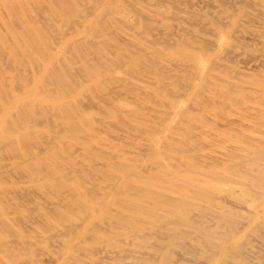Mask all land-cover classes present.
Wrapping results in <instances>:
<instances>
[{
    "label": "rangeland",
    "instance_id": "374dc122",
    "mask_svg": "<svg viewBox=\"0 0 264 264\" xmlns=\"http://www.w3.org/2000/svg\"><path fill=\"white\" fill-rule=\"evenodd\" d=\"M1 51L0 264H264V0H0Z\"/></svg>",
    "mask_w": 264,
    "mask_h": 264
},
{
    "label": "bare ground",
    "instance_id": "6f19581e",
    "mask_svg": "<svg viewBox=\"0 0 264 264\" xmlns=\"http://www.w3.org/2000/svg\"><path fill=\"white\" fill-rule=\"evenodd\" d=\"M128 1H129V0H128ZM108 2H109V1H108ZM108 2H107V3H108ZM85 4H86V3H85ZM32 5H33V4H32ZM106 6H107V5H106ZM93 7H94V6H93ZM107 7H108V6H107ZM44 8H45V7H44ZM85 8H86V7H85ZM146 8H147V7H146ZM39 9H40V8H39ZM87 9H88V8H87ZM92 9H94V8H92ZM105 9H106V8H105ZM103 10H104V9H103ZM41 11H42V10H41ZM96 11H97V9H96ZM133 11H135V10H133ZM108 12H109V11H108ZM112 12H113V11H112ZM79 13H80V12H79ZM84 13H85V12H84ZM92 13H93V12H92ZM110 13H111V11H110ZM193 13H194V12H193ZM111 14H113V13H111ZM84 15H86V14H84ZM90 15H91V14H90ZM87 16H88V14L86 15V17H87ZM102 16H103V15H102ZM84 17H85V16H84ZM145 17H146V16H145ZM85 19H86V18H85ZM102 19H103V17H102ZM151 20H152V19H151ZM63 21H64V19H63ZM65 21H66V20H65ZM65 21H64V22H65ZM62 23H63V22H62ZM66 23H67V22H66ZM151 23H152V22H151ZM204 23H205V22H204ZM143 24H144V23H143ZM145 24H146V23H145ZM145 24H144V25H145ZM6 25H7V24H6ZM61 25H62V24H61ZM195 25H196V24H195ZM66 26H67V25H66ZM217 26H218V25H217ZM150 29H151V28H150ZM68 30H69V29H68ZM68 30H67V31H68ZM151 30H152V29H151ZM146 32H148V31L146 30ZM59 34H61V33H59ZM67 34H68V33H67ZM62 35H63V34H62ZM153 35H154V34H153ZM58 36H59V35H58ZM71 36H72V35H71ZM177 36H178V35H177ZM53 38H54V37H53ZM147 39H148V38H147ZM97 42H98V41H97ZM149 42H150V41H149ZM93 44H94V43H93ZM189 44H190V43H189ZM184 45H186V44H184ZM188 47H189V45H188ZM188 47H187V48H188ZM190 47H191V46H190ZM65 48H66V47H65ZM192 49H193V48H192ZM201 51H202V49H201ZM64 52H65V51H64ZM66 52H67V51H66ZM0 53H2V51H1ZM2 54H3V53H2ZM4 56H5V55H4ZM112 56H113V55H112ZM0 59H2V58H0ZM5 59H6V58H5ZM5 59H4V60H5ZM120 59H121V58H120ZM4 60H3V61H4ZM181 60H182V59H181ZM10 61H11V60H10ZM4 62H5V61H4ZM122 62H123V61H122ZM7 63H8V62H7ZM3 65H4V64H3ZM11 65H12V64H11ZM65 65H66V64H65ZM4 69H5V68H4ZM74 69H76V68H74ZM64 70H65V69H64ZM1 71H2V69H1ZM65 71H66V70H65ZM3 72H4V71H3ZM76 72H77V71H76ZM21 73H22V72H21ZM77 73H78V72H77ZM1 75H2V74H1ZM1 75H0V76H1ZM77 75H78V74H77ZM132 77H133V76H132ZM15 78H17V77H15ZM21 78H22V77H21ZM19 79H20V78H19ZM24 79H26V78H24ZM27 79H28V78H27ZM53 80H55V79H53ZM83 80H84V79H83ZM84 82H85V81H84ZM18 83H19V82H18ZM28 83H30V81H29ZM20 84H21V83H20ZM21 86H22V84H21ZM27 86H28V84H27ZM15 88H16V87H15ZM40 89H41V88H40ZM34 103H36V102H34ZM55 108H56V106H55ZM51 116H52V115H51ZM92 118H93V117H92ZM95 119H96V118H95ZM95 119H94V120H95ZM102 119H103V118H102ZM98 121H101V119L98 120ZM40 123H41V122H40ZM101 123H102V122H101ZM37 124H39V123H37ZM51 126H52V125H51ZM55 126H56V125H55ZM113 132H114V131H113ZM122 134H123V133H122ZM1 144H2V143H1ZM57 146H58V145H57ZM44 147H45V146H44ZM44 147H43V148H44ZM43 150H45V149H43ZM39 151H40V150H39ZM42 153H43V152H42ZM140 153H141V152H140ZM263 153H264V152H263ZM144 156H145V155H144ZM34 157H35V155H34ZM255 158H256V157H255ZM262 159H263V158H262ZM262 159H261V157H260V158L258 159V162L260 163L259 160H262ZM178 162H179V161H178ZM175 163H176V162H175ZM171 164H172V163H171ZM259 165H260V164H259ZM176 166H177V165H176ZM260 166H262V165H260ZM165 168H166V167H165ZM179 171H180V170H179ZM258 172H259V171H258ZM132 174H133V173H132ZM132 174H131V175H132ZM196 174H197V173H196ZM199 174H200V173H199ZM133 175H134V174H133ZM134 176H135V175H134ZM157 178H159V177H157ZM153 179H154V178H153ZM156 180H157V179H156ZM256 185H257V184H256ZM257 187H258V185H257ZM26 191H27V190H26ZM263 195H264V194H263ZM24 196H25V195H24ZM263 198H264V197H263ZM20 199H21V198H20ZM257 203H258V201H257ZM4 208H5V207H4ZM26 208H27V207H26ZM257 208H258V207H257ZM36 209H37V208H36ZM36 209H35V210H36ZM27 210H28V209H27ZM29 210H30V209H29ZM30 211H31V210H30ZM197 211H199V210H197ZM258 212H259V211H258ZM31 213H32V212H31ZM199 213H200V212H199ZM196 214H197V213H196ZM30 215H31V214H30ZM206 216H207V215H206ZM211 216H212V215H211ZM214 217L216 218L215 215H214ZM218 218H221V216L218 217ZM179 219H180V218H179ZM190 219H191V218H190ZM210 219H211V218H210ZM249 219H250V217H249ZM225 220H226V218H225ZM202 221H203V220H202ZM217 221H218V220H217ZM226 221H227V220H226ZM178 222H179V220H178ZM212 222H213V221H212ZM218 222H219V221H218ZM221 222H223V221H221ZM224 222H225V221H224ZM224 222H223V223H224ZM228 222H230V221L228 220ZM263 222H264V221H263ZM174 223H175V222H174ZM208 223H209V222H208ZM213 223H214V222H213ZM225 223H226V222H225ZM13 224H14V222H13ZM165 224H166V223H165ZM170 224H171V223H170ZM201 224H202V223H201ZM206 224H207V223H206ZM226 224H227V223H226ZM228 224H230V223H228ZM160 225H161V224H160ZM160 225H159V226H160ZM210 225H211V224H210ZM224 225H225V224H224ZM230 225H231V224H230ZM244 225H245V224H244ZM244 225H243V226H244ZM256 225H257V224H256ZM156 226H158V225H156ZM231 226L233 227V224H232ZM237 226H238V224H237ZM78 227H79V226H78ZM205 227H206V226H205ZM225 227H226V226H225ZM254 227H255V226H254ZM198 228H199V227H198ZM238 228H239V227H238ZM162 229H163V228H162ZM201 229H202V228H201ZM243 229H244V228H243ZM228 230H230V229H228ZM233 230H235V229L233 228ZM240 230H241V229H240ZM245 230H246V229H245ZM250 230H251V229H250ZM263 230H264V229L262 228L261 232H262ZM200 231H201V230H200ZM207 231H208V230H207ZM237 231H238V229L235 230V233H237ZM246 231H247V230H246ZM201 232H202V231H201ZM201 232H199V233H201ZM203 232H204V231H203ZM208 232H209V231H208ZM221 232H224V231H221ZM248 232H249V231H248ZM190 233H191V231H190ZM245 233H246V232H245ZM67 234H68V232H67ZM202 234H203V233H202ZM247 234H248V233H247ZM256 234H257V233H256ZM256 234H253V235H256ZM62 235H63V234H62ZM205 235H206V233H205ZM258 235H259V234H258ZM247 236H249V235H247ZM256 236H257V235H256ZM256 236H255V237H256ZM263 236H264V233L262 232V238H263ZM88 238H90V237H88ZM258 238H259V237H258ZM258 238H257V240L259 241V239H260V242H261V238H259V239H258ZM180 239H181V238H180ZM224 239H225V238H224ZM255 239H256V238H255ZM33 240H34V239H33ZM34 241H35V240H34ZM177 241H178V240H177ZM181 241H182V240H181ZM187 241H188V240H187ZM200 241H201V240H200ZM184 242H186V241H184ZM202 242H203V241H201V243H202ZM178 243L181 244L180 241H179ZM241 243H243V242L241 241ZM261 243H262V242H261ZM187 244H189V242H188ZM175 245H176V244H175ZM189 245L191 246V244H189ZM204 245H206V244H204ZM261 245H262V244H261ZM263 245H264V244H263ZM48 246H49V245H48ZM186 247H187V246H186ZM227 247H228V246H227ZM0 248H1V247H0ZM139 248H140V247H139ZM191 248H193V247H191ZM191 248H190V249H191ZM194 248H195V250H196V249H198V246H197V247L195 246ZM256 248L261 249V247H259L258 245L256 246ZM7 249H8V248H7ZM159 249H160V248H159ZM263 249H264V248H263ZM2 250H3V249H1V251H2ZM9 250L12 251V249H10V248H9ZM94 250H95V249H94ZM187 250H188V249L186 248V251H187ZM192 250H194V249H192ZM210 250H211V249H210ZM261 250H262V249H261ZM1 251H0V252H1ZM216 251H217V250H215V253H218V251H217V252H216ZM20 252H21V251H20ZM109 252H110V251H109ZM112 252H113V251H112ZM124 252H125V251H124ZM173 252H174V251H173ZM196 252L198 253V251H195V252H193V253H196ZM212 252H214V250H212ZM254 252L256 253V252H259V251L255 250ZM262 252H264V250H262ZM262 252H261V253H262ZM1 253H2V252H1ZM122 253H123V252H122ZM184 253H188V252H184ZM261 253H260V254H261ZM178 254H179L180 256L182 255V254H180V253H178ZM247 254H249V253H247ZM256 254H257V253H256ZM5 255H6V254H5ZM15 255H18V254L15 253ZM107 255H108V253H107ZM168 255H170V252H169ZM190 255H191V254H190ZM208 255H210V254L208 253L206 256H208ZM109 256H111V255H109ZM126 256H127V255H126ZM137 256H138V255H136V257H137ZM151 256H152V255H151ZM158 256H159V255H158ZM158 256H156V258H157ZM236 256H238V255H236ZM6 257H8V256L6 255L5 258H6ZM107 257H108V256H107ZM118 257H119V256H118ZM122 257L124 258V256H122ZM138 257H140V256H138ZM153 257L155 258L154 255H153ZM181 257L184 258V259L186 258L185 256H184V257L181 256ZM21 258H22V257H21ZM21 258H20V259H21ZM123 258H122V259H123ZM156 258H155V259H156ZM261 258H262V257H261ZM8 259H9V257H8ZM53 259L56 261L57 258L55 257V258H53ZM98 259H101V257L98 258ZM116 259H117V258H116ZM141 259H142V258H141ZM180 259H181V258H180ZM186 259H188V257H187ZM190 259H191V258H189V261H190ZM246 259L248 260V258H246ZM21 260L23 261L24 259H21ZM26 260H27V259H26ZM26 260H25V261H26ZM138 260H140V259H138ZM175 260H176V262H177V259H175ZM1 261H2V260H1ZM27 261H28V260H27ZM55 261H53V262H55ZM96 261H97V260L95 259V260L92 261V262H96ZM136 261H137V260H136ZM136 261H135V262H136ZM156 261H157V259H156ZM171 261H172V260H171ZM189 261H188V262H189ZM192 261H193V260H192ZM194 261H195V260H194ZM203 261H205V260H203ZM8 262H10V260H8ZM23 262H24V261H23ZM23 262L19 261V263H21V264H22ZM46 262H47V261H46ZM51 262H52V261H51ZM140 262H141V261H140ZM186 262H187V261H186ZM2 263H4V262H2ZM86 263H87V261H86ZM96 263H97V262H96ZM141 263H142V262H141ZM200 263H201V261H200ZM204 263H207V262H203L202 264H204ZM213 263H215V262H213ZM259 263H260V262H259ZM263 263H264V261H263ZM25 264H27V262H25ZM81 264H82V263H81ZM83 264H84V263H83ZM90 264H91V263H90ZM107 264H108V263H107ZM109 264H110V263H109ZM128 264H130V263H128ZM133 264H135V263L133 262ZM143 264H144V263H143ZM147 264H148V263H147ZM162 264H163V263H162ZM176 264H178V263H176ZM226 264H227V263H226ZM249 264H250V263H249ZM254 264H255V263H254ZM261 264H262V263H261Z\"/></svg>",
    "mask_w": 264,
    "mask_h": 264
}]
</instances>
